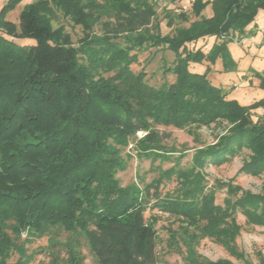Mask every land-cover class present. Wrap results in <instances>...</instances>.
I'll use <instances>...</instances> for the list:
<instances>
[{"label": "trees", "instance_id": "16d2710c", "mask_svg": "<svg viewBox=\"0 0 264 264\" xmlns=\"http://www.w3.org/2000/svg\"><path fill=\"white\" fill-rule=\"evenodd\" d=\"M20 1L8 0L0 10L6 57L0 62V264H25L16 239L53 228L83 236L100 264H158L156 233L143 221V192L122 187L116 177L127 166L122 151L145 130L137 153L156 158L164 150L154 126L213 123H225L226 132L196 154L192 168L164 172L177 175V194L154 205L189 222L179 240L187 264H234L199 254L195 246L206 237L247 263L237 243L243 229L237 214L264 227V186L253 193L223 183L220 204L200 168L224 164L247 148L240 171L264 174V117L254 120L252 112L264 108V98L243 105L210 81L209 67L199 73L190 64L221 58L225 71H235L229 43L251 35L264 0H194L185 11L164 9L166 33L155 0H33L16 24L7 14ZM61 14L82 27L78 45L53 28ZM8 36L36 42L20 45ZM210 36L216 40L207 52L196 47ZM153 47L173 52V63H163L173 82L153 85L144 69L133 70L139 53ZM163 182L147 184L144 192L160 198Z\"/></svg>", "mask_w": 264, "mask_h": 264}, {"label": "rangeland", "instance_id": "374dc122", "mask_svg": "<svg viewBox=\"0 0 264 264\" xmlns=\"http://www.w3.org/2000/svg\"><path fill=\"white\" fill-rule=\"evenodd\" d=\"M7 1L0 0V10ZM31 1L33 0H21L18 2L7 14V19L19 24L20 11ZM155 1L157 11L160 14V18H162V31L166 33L171 27L167 24L168 19L164 16V9L174 13L180 12V9L184 4L188 3V0ZM51 23L53 28L57 29L59 33H70L72 40L78 45V40L83 36L81 26L75 25L62 14L57 15ZM8 38L20 45H32L36 42L33 38L12 36H8ZM7 49L9 47L4 48V50ZM3 52L0 53V62L6 61L5 55H2L4 54ZM173 61V52L153 47L141 51L139 53V62L132 64V68L136 72L144 69L151 84L161 85L175 80V75L166 74L163 69L164 62L172 64ZM255 62H258L260 66L264 64V49L257 53ZM82 73L91 74L86 69ZM234 88L236 87L231 86L226 89L231 92ZM252 112L254 120L264 117V108H259ZM224 125L225 123H213L210 126H188L186 128L156 125L154 129L160 137L164 150L159 153V156L154 158L137 153L138 140L148 133L145 130L137 131L135 137L129 140L127 148L122 151V155L127 159V166L117 172L116 177L122 187L130 186L139 190L140 194L143 192L141 198L147 205L143 221L145 225L150 224L156 233L158 264H187L185 259L186 247L179 240L181 229L188 227L187 223L189 222L154 205L156 202L159 203L158 201H164L165 198L176 196L177 194V175L174 174L168 178L167 175H164V172L172 167L186 170L192 168L196 164V154L209 144H213L218 136L226 132ZM249 155L250 150L245 148L224 164H206L203 168H200L205 174V180L208 185L207 190L213 188L217 190L216 200L218 203L223 204L226 196V192L219 189V186L223 183L231 182L253 193L262 192L264 174L253 176L240 171L245 161L249 160ZM159 178L164 181L160 185V198L159 196L157 198L156 196L146 195L144 192L145 186L155 183ZM153 192L154 188L151 189L150 194ZM237 220L243 226L241 234L237 238V243L239 248L246 252L247 263L235 258L222 245L208 237L202 238L197 242L195 248L198 253L214 261L221 258H229L234 264H262L264 260V227L248 224L246 217L240 212L237 214ZM26 233H23L20 239H16V242L22 245L25 250V264H100L86 239L79 234L60 228H53L43 235ZM18 256L19 254L15 253L11 261L15 262Z\"/></svg>", "mask_w": 264, "mask_h": 264}, {"label": "crops", "instance_id": "0c3cea01", "mask_svg": "<svg viewBox=\"0 0 264 264\" xmlns=\"http://www.w3.org/2000/svg\"><path fill=\"white\" fill-rule=\"evenodd\" d=\"M205 14L212 15L211 5L206 7ZM248 29H251V35L243 38L241 43H229L232 57L237 63L235 71H225L221 58L214 63L205 60L190 64V69L199 73H204L209 67L208 78L215 86L236 87L232 89L229 97L237 99L243 105H249L264 98V64L260 66L258 62H255L257 53L264 49V9L259 11ZM215 40V36L205 37L197 42L196 47L202 46V50L207 52Z\"/></svg>", "mask_w": 264, "mask_h": 264}, {"label": "built area", "instance_id": "2783aa9c", "mask_svg": "<svg viewBox=\"0 0 264 264\" xmlns=\"http://www.w3.org/2000/svg\"><path fill=\"white\" fill-rule=\"evenodd\" d=\"M192 2H194V0H188V3L187 4H184L183 6H182V8L180 9L181 11L182 10H188L189 9V7H190V5L192 4ZM243 39H241V40H237L236 42L237 43H241V41H242Z\"/></svg>", "mask_w": 264, "mask_h": 264}]
</instances>
